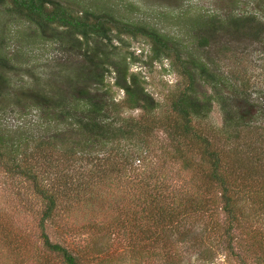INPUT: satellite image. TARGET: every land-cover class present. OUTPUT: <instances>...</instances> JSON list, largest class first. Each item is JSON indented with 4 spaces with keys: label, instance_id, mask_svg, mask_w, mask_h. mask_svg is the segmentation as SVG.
<instances>
[{
    "label": "trees",
    "instance_id": "1",
    "mask_svg": "<svg viewBox=\"0 0 264 264\" xmlns=\"http://www.w3.org/2000/svg\"><path fill=\"white\" fill-rule=\"evenodd\" d=\"M0 5H5L12 14L33 26L37 38L51 40L83 61L73 75L79 82L69 76L70 72L63 76L61 84L63 81L65 91L59 85L50 95L28 86L11 88L8 75L16 67L0 38V112L8 109L10 104L18 105L23 100H29L32 106L41 109L40 118L47 124L55 120L57 127L64 125L57 128L59 131L54 135L34 138L33 128L29 134L35 149L50 147L53 151L57 150L63 159L61 161L55 157L53 161L45 160L47 168H56L53 171L58 175L55 178L57 184L47 177L48 174L40 178L39 172L31 164L13 157L14 146L22 139L21 131L10 134L0 127V168L10 175L21 174L31 182L44 206L38 220L39 241L35 238L33 242L7 243L4 248H7V253L14 254V260L12 256L6 255V258L13 263L19 255V264H22L27 252L33 259L32 264H47L51 258L62 264H94L96 256H89L90 246L66 247L52 241L45 231L44 223L52 217L58 202L69 198L81 202L84 213L91 214L87 218L76 216L83 227L101 234H112L121 228L130 242L137 237H145L147 232L154 233L157 227L176 228L187 215L213 214L219 210L223 217L222 239L225 236L230 242L234 239L233 230L247 229L240 247L253 264H264L263 234L256 227H250L253 225L252 219H264V133L254 132L252 136L244 134V131H250L246 129L249 124L258 119L262 121L261 124L264 123L260 118L264 113L261 109L264 111V108L251 101L245 88L236 87L240 81L242 85L245 84L243 78H239L236 84L230 83L219 73L218 62L205 54L184 56L179 49L170 45L163 33L146 25L123 21L103 9L84 6L73 11L60 0H0ZM216 19L202 16L196 20L197 30L202 31L200 44L203 48L218 41L213 38L216 31L212 26L215 23L227 38L235 35L236 38L255 41L264 37V23L253 14L232 13L221 23ZM121 34L145 38L150 43L152 58L164 56L175 61L183 83L167 96L164 113L157 111L159 105L145 89L140 75L129 71L127 59L130 56L126 53L118 55L108 49L111 38L119 40ZM111 72L114 74L113 86L123 91V98L119 102L114 100L110 85L105 83L106 74ZM198 81L210 87L209 94H200ZM224 89L230 93L229 96L223 93ZM213 102L220 105L223 113L222 127L217 130L210 126H199V120L208 116ZM120 108L140 110V114L136 117L122 116ZM45 121H41L40 126L46 125ZM261 124L253 128L264 129ZM65 126L69 128L65 129ZM156 130H161L168 139L165 146H160L164 155L188 174L184 190L188 194L180 197L175 205L180 211L164 203L167 194L157 185L162 183L158 176L151 177L156 186L140 183L137 186L138 194L133 199L131 197L125 209L118 211H108L110 206H103L102 194L78 196L89 188L87 183L81 185V171L76 172V177L70 176L73 166L68 160L71 156L87 153L90 157L87 155L85 162L91 164L98 147L109 145L106 151L114 148L115 155L124 160L125 165L133 167L137 161L139 167L144 166L145 156L140 153L131 156L128 154L130 147L121 148L119 144L121 141L125 144L136 141L134 145L147 151L150 145L148 139ZM232 142L236 143L234 147H230ZM115 161L109 163V170ZM75 169L78 170L77 167ZM102 172L99 170L100 179L106 177ZM54 185L59 188L57 191H54ZM245 204L250 213H246ZM148 226L153 230H149ZM139 231L142 232L138 234ZM3 232L0 226L2 239L6 238L1 236ZM31 244H36L38 252L32 254Z\"/></svg>",
    "mask_w": 264,
    "mask_h": 264
},
{
    "label": "rangeland",
    "instance_id": "2",
    "mask_svg": "<svg viewBox=\"0 0 264 264\" xmlns=\"http://www.w3.org/2000/svg\"><path fill=\"white\" fill-rule=\"evenodd\" d=\"M60 1L73 11H78L84 6H92L108 11L123 21L151 27L166 35L170 45L179 49L184 56L205 54L211 60L218 62L219 73L230 83L236 84L239 78H243L245 84L242 85L240 81L236 87L245 88L251 101L264 108V37L255 41L249 40L250 42L241 37L236 38L235 35L227 38L222 34L221 27L219 28V25L215 23L212 26V29L216 31L213 38L219 42L217 41L216 44L211 42L209 47L203 48L200 44L202 31L197 30L196 22L199 17L213 16L217 18L218 23H221V20L233 13L253 14L261 23H264V0ZM32 27L24 19L12 14L5 5H0V38L16 67L8 75L11 88L28 86L48 95L52 94L58 85L61 86V90H64L63 81L61 84L63 76L70 72L69 76L72 77L76 67L83 61L81 62L75 53L65 51L57 43L37 38ZM107 47L118 55L126 53L130 56L127 59L129 71L140 75L145 89L159 105L157 111L159 114L164 113L167 108V96L183 83L175 61L164 56L159 59L152 58L150 43L143 37L135 38L121 34L119 40L115 37L111 38ZM113 76V72L107 73L105 83L110 85L114 100L119 102L123 98V91L113 86ZM74 81L79 82V79ZM197 83L200 94L210 93V87L201 84L200 81ZM226 91L224 89L223 93L229 96L230 93ZM40 110L32 106L29 100H23V103L18 105L10 104L8 109L0 112V127L10 134L16 133V130L21 131L22 139L19 140L18 145L16 143L14 146L12 156L31 164L33 169L39 172L40 178H45L48 174L47 177L55 184L57 173L53 170L56 168H47L45 160L53 161L55 157L61 159L59 153L45 146L35 149L29 134L33 128L34 138L38 135L44 137L48 134L54 135L59 131L57 128L64 125L60 124L57 127L55 120L47 124L40 118ZM261 112L264 111L261 109ZM120 114L136 117L140 114V110L120 108ZM260 118L264 120V113L260 115ZM41 121L43 123L45 121L46 125L40 126ZM222 122L223 113L220 105L213 102L208 116L199 120V126H210L213 130H217L222 127ZM261 123L262 121L258 119L249 124L246 129L250 131H244V134L252 136L254 132L262 133L263 131L264 133V129L260 127L253 128L254 125L259 126ZM261 125L263 126L264 123ZM148 140L150 145L146 146L149 149L147 151L144 147L134 145L133 142L136 141L130 144L121 141L119 144L121 148L130 147L128 154L131 156H134L133 153L145 156L144 166L140 167L137 161L133 163V167L129 164L125 165V161L115 155L114 148L106 151L109 145L98 147L99 150L96 151V157L91 160V164L85 162L88 159L86 156L89 155L87 153L71 156L68 160L73 166L69 172L70 176L76 177V172L81 171V185L87 183L89 188L78 196L81 198L86 194H102L104 196L102 201L105 202L103 206H110L108 211H118L125 209L131 197L133 199L138 194L137 186L140 183L152 186L154 182L151 177L158 176L162 183L157 185L159 184L167 194L164 203L175 207L176 201L186 193L188 194V191L184 192L188 174L160 149L161 145L165 146L168 142L161 130H156ZM235 145L236 143L232 142L230 147ZM113 160H116L115 164L109 170L111 165L109 163ZM55 164L57 167L56 162ZM76 167L78 170L75 169ZM99 170H103L105 178H99L101 176ZM53 189L57 191L56 189L59 188L54 185ZM80 204L81 202L69 198L59 201L52 217L44 223L45 231L52 241L66 247L90 246L92 252L90 251L89 256H96L94 264H253L245 250L240 247L247 229H235L232 231L233 240L228 242L225 236L223 240V217L219 210L213 214L187 215L183 223L176 228L165 227L164 230L157 227L153 230L151 226H148L147 228L154 233L147 232L146 238L137 237L135 241L130 242L127 241L121 228H117L112 234H101L83 227L82 221L77 220L76 216L87 218V215L89 217L91 214L88 212L89 214L86 215L85 209L81 208ZM244 208L246 213L251 212L247 204ZM43 209V202L35 193L31 182L21 174L10 175L0 168V226L4 231L1 236H6L4 239L0 238V264L12 263L11 259L6 258L7 256L13 258L14 255L12 252L10 254L6 252L7 248L4 247L7 243L33 242L35 238L37 242L39 241L38 220ZM174 209H177V212L180 211L177 207ZM252 223L250 227H256L264 237V219H252ZM141 232L139 231L138 234ZM30 246L33 250L32 254L38 252L36 244ZM25 256L22 264H32L33 259L30 258L29 253L25 252ZM16 259L13 263L19 264V255ZM47 264L62 263L51 258Z\"/></svg>",
    "mask_w": 264,
    "mask_h": 264
}]
</instances>
